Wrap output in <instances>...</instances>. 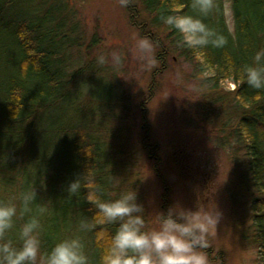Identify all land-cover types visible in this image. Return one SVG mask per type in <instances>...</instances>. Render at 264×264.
<instances>
[{
    "label": "trees",
    "instance_id": "1",
    "mask_svg": "<svg viewBox=\"0 0 264 264\" xmlns=\"http://www.w3.org/2000/svg\"><path fill=\"white\" fill-rule=\"evenodd\" d=\"M135 2L139 7L133 0L126 4L129 19L156 42L158 59L165 57L167 48L177 50L196 73H205L200 82L210 95L223 79L234 83L229 92L243 108L234 133L248 157L253 187L252 243L264 256V90L250 88L239 71L257 48L264 47V0H229L232 28L224 0H216L217 8L206 22L228 42L220 48L203 49L179 46L180 34L161 20V14L170 11L195 14L190 0ZM65 4L0 0V199L36 190L33 212L39 205L47 209L42 216L45 248L76 233L81 219H95L97 210L86 199L89 181L99 186L102 198H114L112 177L116 171L123 174L125 166L123 161L115 162L114 145L108 140L115 125L105 118L99 121L101 116L94 115L98 117L94 121L85 117L86 106L93 113L100 110L109 115L117 100L81 99L83 82L93 77L88 71L94 68L102 73L97 63L71 53L80 38L74 35L75 26H68ZM104 105L111 108L106 111ZM79 176L81 191L69 194L68 184ZM112 231L113 225L97 222L94 229L81 233L90 264H100L107 233Z\"/></svg>",
    "mask_w": 264,
    "mask_h": 264
},
{
    "label": "rangeland",
    "instance_id": "2",
    "mask_svg": "<svg viewBox=\"0 0 264 264\" xmlns=\"http://www.w3.org/2000/svg\"><path fill=\"white\" fill-rule=\"evenodd\" d=\"M50 1L66 3L68 26H75L74 35L80 38L79 46L71 50L74 56L97 63L101 52L124 53L122 66L97 63L102 74L90 69L93 77L82 84L81 99L117 100L112 108L104 105L106 111L111 108L109 115L93 113L88 106L85 112L88 121L97 120V115L99 121L105 118L115 125L108 140L114 145L115 162L125 166L121 163L123 174L116 171L112 177L120 181L113 194L135 188L149 226L155 210L176 201L189 207L196 202L209 208L217 204L223 216L209 236L212 264H264L263 253L252 243L253 187L248 157L234 133L243 109L229 92L234 83L223 79L215 95L208 94L200 82L205 73H196L172 48L156 66H145L135 42L148 33L131 23L121 0ZM133 3L139 7V2ZM224 5L232 28L229 0ZM159 52L156 47L158 57Z\"/></svg>",
    "mask_w": 264,
    "mask_h": 264
},
{
    "label": "clouds",
    "instance_id": "3",
    "mask_svg": "<svg viewBox=\"0 0 264 264\" xmlns=\"http://www.w3.org/2000/svg\"><path fill=\"white\" fill-rule=\"evenodd\" d=\"M127 2L121 0L122 4ZM189 7L195 14L177 11L161 14L162 22L180 34L177 44L200 49L226 45L227 37L206 22L217 8L216 0H190ZM156 47L149 36L137 38V56L145 66L157 65ZM96 62L118 68L124 63V53L116 49L101 52ZM239 71L240 79L250 88L264 90V47L257 48L251 61ZM112 182L119 187L118 179L113 178ZM89 184L91 190L86 199L97 210L95 219H81L76 233L59 239L50 248L43 246L42 239V216L47 209L39 205L33 212L35 189L11 199H0V264H90L81 233L94 229L97 222L114 226V231L107 233L100 264H212L207 251L209 236L217 231L223 216L217 204L209 208L196 202L189 207L176 201L167 209L155 210L149 226L146 207L135 188L119 190L114 198L104 199L95 181L90 180ZM81 187L79 176L68 184L67 192L77 194Z\"/></svg>",
    "mask_w": 264,
    "mask_h": 264
}]
</instances>
